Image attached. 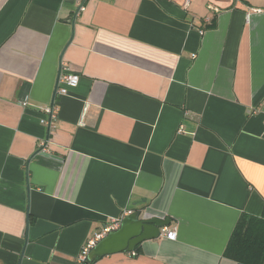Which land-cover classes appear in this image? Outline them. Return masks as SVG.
Segmentation results:
<instances>
[{"label": "crops", "instance_id": "1", "mask_svg": "<svg viewBox=\"0 0 264 264\" xmlns=\"http://www.w3.org/2000/svg\"><path fill=\"white\" fill-rule=\"evenodd\" d=\"M136 211L171 225L89 264H237L264 218V0H0V264H82Z\"/></svg>", "mask_w": 264, "mask_h": 264}, {"label": "water", "instance_id": "2", "mask_svg": "<svg viewBox=\"0 0 264 264\" xmlns=\"http://www.w3.org/2000/svg\"><path fill=\"white\" fill-rule=\"evenodd\" d=\"M71 43L72 39L67 46ZM60 79L61 72L58 76L57 90ZM170 225L169 218L153 216L148 211L132 212L122 219L118 230L109 232L93 247L88 260L96 261L110 255L132 253L141 243L160 238L163 228Z\"/></svg>", "mask_w": 264, "mask_h": 264}, {"label": "trees", "instance_id": "3", "mask_svg": "<svg viewBox=\"0 0 264 264\" xmlns=\"http://www.w3.org/2000/svg\"><path fill=\"white\" fill-rule=\"evenodd\" d=\"M264 218H242L238 223L225 255L237 264H262L264 257ZM255 230H258L255 233Z\"/></svg>", "mask_w": 264, "mask_h": 264}, {"label": "built area", "instance_id": "4", "mask_svg": "<svg viewBox=\"0 0 264 264\" xmlns=\"http://www.w3.org/2000/svg\"><path fill=\"white\" fill-rule=\"evenodd\" d=\"M256 12H260V11H256ZM60 82H61L60 83L61 86H59V88H58V93L62 96H66L69 94V91L71 89L77 88V86L79 85V82H80V77L78 75H75V74H67L61 78ZM27 105H28L27 101L24 102V106H27ZM89 109H90V104L86 103L84 106V110H83V113L81 116L80 123H79L80 127L85 126V118L89 112ZM47 111L50 112L49 109H47ZM131 213L132 212H130V214ZM119 228H120V221L115 220L113 222V224H111L110 226H107L105 228V230L102 234L97 235L95 237V239L90 242V247L86 248L84 250L83 254L81 255V257H80L81 263L82 264H89L88 263V255H89L90 251L93 249V247L98 242H100L109 232L118 230ZM164 233H165V235H164L165 238H167L168 240L175 241L177 239V231H175V230H167L166 229V230H164Z\"/></svg>", "mask_w": 264, "mask_h": 264}]
</instances>
